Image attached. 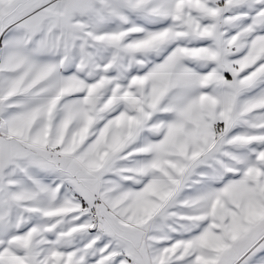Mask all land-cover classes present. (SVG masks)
Returning <instances> with one entry per match:
<instances>
[{"label":"snow or ice","instance_id":"snow-or-ice-1","mask_svg":"<svg viewBox=\"0 0 264 264\" xmlns=\"http://www.w3.org/2000/svg\"><path fill=\"white\" fill-rule=\"evenodd\" d=\"M0 264H264V0H0Z\"/></svg>","mask_w":264,"mask_h":264}]
</instances>
